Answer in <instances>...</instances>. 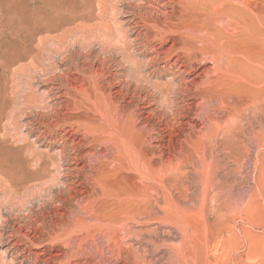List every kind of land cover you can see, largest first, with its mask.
<instances>
[{"label": "rangeland", "instance_id": "1", "mask_svg": "<svg viewBox=\"0 0 264 264\" xmlns=\"http://www.w3.org/2000/svg\"><path fill=\"white\" fill-rule=\"evenodd\" d=\"M0 264H264V0H0Z\"/></svg>", "mask_w": 264, "mask_h": 264}, {"label": "bare ground", "instance_id": "2", "mask_svg": "<svg viewBox=\"0 0 264 264\" xmlns=\"http://www.w3.org/2000/svg\"><path fill=\"white\" fill-rule=\"evenodd\" d=\"M199 20V19H198ZM29 21V20H28ZM34 29V28H33ZM169 38V37H168ZM167 40V39H166ZM170 41V40H169ZM217 41V40H216ZM167 43V42H166ZM11 44V43H10ZM203 45V44H202ZM204 46V45H203ZM208 46V45H207ZM11 48V47H10ZM16 54V53H15ZM186 72V71H185ZM11 159H13V158H11ZM4 160V159H3ZM10 160V159H9ZM3 162V161H2ZM2 164V163H1ZM3 165V164H2ZM3 167H4V165H3ZM9 168V167H8ZM8 168H7V170H8ZM10 168H12V166L10 167ZM1 169H5V168H2L1 167ZM9 170H11V169H9ZM10 220V219H9ZM6 223V222H5ZM7 224V223H6ZM4 225V224H3ZM17 245V244H16ZM26 248V247H25Z\"/></svg>", "mask_w": 264, "mask_h": 264}]
</instances>
